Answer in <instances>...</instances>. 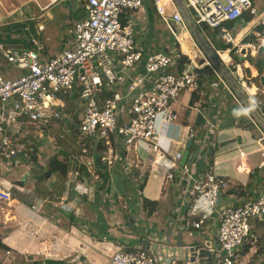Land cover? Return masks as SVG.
<instances>
[{"label": "built area", "instance_id": "built-area-1", "mask_svg": "<svg viewBox=\"0 0 264 264\" xmlns=\"http://www.w3.org/2000/svg\"><path fill=\"white\" fill-rule=\"evenodd\" d=\"M145 1L83 0L84 17L67 31L68 48L45 59L41 58L44 46L35 37L30 39L32 50H16L0 43L1 59L21 72L14 79L0 75V161L34 159L37 148L32 139L42 140L45 134L50 135L56 120L65 121L64 133L69 134L73 126L76 134L84 139L80 144L83 153H88L87 143L93 145L92 153L99 155L106 172L117 163L133 182L139 179L134 174L137 166L133 159L121 158V151L127 155L130 149H141L149 161L168 160L165 184L179 189L178 197L186 208L184 229L200 232L214 227L216 246L206 249L221 264H238L239 252L253 238V223L264 222V185L254 199L219 206L222 196L235 186L216 172L214 164L206 163L210 153L213 154V134L223 127L211 104L207 106L202 98L208 95L204 90L207 86L215 95L224 94L226 103L232 101L237 111L234 119L247 120L257 131V154L264 157V88L248 93L245 86L254 84L244 82L241 65H235V72L229 69L233 55L244 61L248 56L253 57L261 46L264 50V39L259 33L254 36L260 46L243 43V39L235 43L232 35L244 15L255 16L257 12L251 0H149L167 29L166 36L173 40L171 45L163 43L162 47L156 46L150 51L140 45L147 35L134 19ZM169 3L176 12L175 17L164 14ZM227 23L233 26L228 28ZM258 25L264 27V17ZM191 29L196 33L193 37H200L208 46L213 59L200 51ZM204 29L217 31L227 45L226 50L215 49ZM158 33L161 43L165 37ZM178 34L190 37L191 45L202 55V64L196 66L182 52ZM222 53L230 58L229 63L221 58ZM183 56L188 58V63L179 70ZM205 68L214 82L203 81ZM184 92L190 93V99L196 93L198 99L187 108L192 119L181 123L174 105ZM73 97L82 103L80 107ZM64 102L73 104L68 116ZM198 116L201 117L199 126L196 125ZM165 127H173L175 135L168 140L176 147L175 151L171 149L173 146L161 144ZM177 135L180 139H176ZM188 141L192 144L181 166ZM100 143L106 145V150H97ZM237 155L239 160L247 159V153L240 148ZM257 168L263 171L264 161ZM10 198L9 190H0V200ZM106 264L165 263L153 250L118 248ZM169 264L188 263L174 258Z\"/></svg>", "mask_w": 264, "mask_h": 264}, {"label": "crops", "instance_id": "crops-1", "mask_svg": "<svg viewBox=\"0 0 264 264\" xmlns=\"http://www.w3.org/2000/svg\"><path fill=\"white\" fill-rule=\"evenodd\" d=\"M251 1L257 13L264 11V9L257 10L254 0ZM148 3L149 0H146L144 8ZM52 7L57 9L59 27L61 29L66 27L61 32L64 35L74 22L84 17L81 0L50 1L44 6L37 5L39 10L37 16L30 12L18 21L7 23L6 25L10 26V29L3 30L1 33L16 34L15 32L20 29L30 33L32 28L25 23L37 20L39 17L44 19L42 16ZM254 17L246 24L238 23L235 26V31H233L234 35L236 36L243 27L250 24ZM22 26L23 28H21ZM255 27L256 23L250 26L246 35L241 39L252 34ZM31 33L28 35V40L32 47L26 50L33 49L30 39L35 36ZM156 33L157 31L152 35L146 33L150 40L145 39L144 43L147 41V44L152 42L153 46L156 45L159 42ZM47 39L49 40V38ZM1 41L0 43L5 42ZM66 43L64 46L58 45L51 51L44 49L41 58H48L68 48V36ZM240 65L242 70L245 64ZM4 66L5 62L0 57V71ZM205 92L208 93L207 99L202 98V100L207 101L206 105L207 103L211 104L212 110L221 120V127L223 128L220 130L221 139L218 144L223 146L227 143L225 141L234 136L232 135L233 131L229 128L236 125L234 118L237 111L233 110L235 107L231 103H226L228 99L225 98L224 94L215 95L210 90ZM189 105L190 93H185L183 98L174 105V108L180 113L181 123H186L192 119L191 113L187 109ZM69 113H66V116ZM64 123L65 121L62 120L54 121L50 133L59 129L64 131ZM69 131L71 134H76L72 126ZM173 132V127L163 128L164 138L161 139V144L163 147L173 146L171 149L175 151L176 147L170 145L168 140L172 137ZM178 138L180 139L177 135L176 139ZM230 142L228 141V143ZM254 145L256 149L252 148L245 152L247 153L248 167L244 165V160H241L245 170L238 171L237 169L240 179L242 180L244 177L243 185L232 180L227 176L228 173L222 170L224 168L222 159L218 162H212L217 168L216 172L225 176L232 182V186H235L222 196L219 203L220 207L254 199L263 189V185L260 183L264 180V170L259 171L257 167L264 161V157L257 154L259 145L256 143ZM64 147H67V144ZM61 153L59 152V155H62L61 158L56 154H49L50 157L47 158V161L44 160L46 169L42 173L29 172L26 169L29 161L24 159H22V163L19 161H0V190H9L11 193L9 201L0 200V247H2L0 248V264H45L47 261L58 264H106L110 255L118 248H141L144 239L150 245L146 250H153L151 245L154 244L157 247L169 248H191L200 245L205 248L216 246L214 227L206 228L200 232L184 229L183 220L186 208L178 197L179 189L175 185L165 184L164 173L170 165L168 160L151 159L149 161L147 157L146 163H142L141 166L136 164L135 177L143 176V179L145 178L144 183L142 180L141 186L138 181L133 182L128 179V176L121 171L116 163L114 168L109 173L107 172L109 175L108 190L99 191L100 181L94 175L95 169L93 161L90 162V157L68 155L64 149ZM125 156L131 160L130 154L124 153ZM254 156H259L258 160ZM38 157L39 151L37 150V155L30 161H36ZM213 157V154L210 153L209 159L211 161ZM52 158L66 163L67 173L65 175L53 173L44 176L47 172L48 162ZM237 160L239 161L238 158ZM75 163H78L77 167L82 165L86 168L90 174L89 179L84 176L79 178ZM156 163L157 167L155 166ZM20 164H24L23 170H18L19 167L16 168L15 166ZM153 167L154 169L149 170ZM18 171L22 172L19 173ZM256 172H258V177ZM252 187L253 189H251ZM137 189L140 197H136L132 193ZM235 190L244 194L237 195L236 192H232ZM143 200L157 203L155 212L150 216H147L146 210L143 209ZM252 235L253 238L239 252L238 264H264L263 249H260L262 251L256 255L257 251H260L257 250L260 246L258 241L264 242V222L253 223ZM245 246L249 247L248 252L241 254ZM263 246L264 243H261V247ZM167 254L170 255L169 252Z\"/></svg>", "mask_w": 264, "mask_h": 264}, {"label": "rangeland", "instance_id": "rangeland-1", "mask_svg": "<svg viewBox=\"0 0 264 264\" xmlns=\"http://www.w3.org/2000/svg\"><path fill=\"white\" fill-rule=\"evenodd\" d=\"M50 1L55 2L56 0H0V39L2 41H5L3 44L6 46H9L11 48H14L16 50H26L31 48L32 46H30L29 44V40H28V35H30V33L32 32L33 35L36 37V39L44 46V49H50L53 50L55 47H57L58 45L60 46H64L66 45V39H67V32L64 35L63 32L64 29H61V27H59V21H58V14H57V9L56 8H51L49 9L47 12L44 13V15L42 16L41 19L40 17L37 18V20H32L31 22L25 23L28 26H30L32 28L31 32L29 33L28 31H25L24 29H20L17 32H15L16 34H10L8 35L7 33H1L3 32V30H8L10 29V26H7V23H11V22H15L20 20L21 18H23L24 15L30 14V12H33L34 15L39 13V10L37 9V5L39 4L40 6H44L48 3H50ZM83 2V0H81ZM254 4L256 5V9L257 10H262L264 9V0H254ZM22 12V14H21ZM164 14L168 17V15L170 14V8L167 5V8L164 11ZM37 16V15H36ZM245 16V15H244ZM256 16V15H255ZM25 17V16H24ZM134 19L136 20V22L138 24H140V28L145 30L147 34L152 35L154 34L155 31H157V33L163 37H165L161 43L157 42V44L155 46H153L152 42H149L147 44L144 43V41L140 42V45L143 47H146L148 50H154L156 49V46L158 47H162V45L166 44V45H171L173 40L171 41V38L166 36V27L164 26V24L160 21L159 17L156 15L150 1L148 3V5L144 8H142L141 10H139L135 15H134ZM17 23V22H16ZM30 23V24H29ZM23 28V26L21 27ZM68 30V29H66ZM192 31H190V34L192 35L193 40L195 41V43L198 45H200V51L202 53L205 54V52L211 57V59H213L211 53L208 50V46L205 45V43L203 42V40L200 37H193V33L196 35L195 31L193 29H191ZM5 32V31H4ZM204 32L206 35L210 36L211 32L209 29H204ZM245 32V29H241L236 37H242L243 33ZM31 33V34H32ZM62 34V35H61ZM232 35H234V32H232ZM9 36V37H7ZM63 36V39H62ZM159 36V38H160ZM46 38H49V40ZM262 39H264V36L261 37ZM147 40H150L149 37L147 38ZM186 39L188 40V42L190 43L189 47H193L191 45L192 41L190 39V37H188V35L186 36ZM7 42V44H5ZM164 43V44H163ZM198 45V46H199ZM260 46V42L259 40H256L255 46ZM176 47H178V43H176ZM190 47V48H191ZM194 50V52L196 53V48H191ZM198 51V50H197ZM264 51V50H263ZM199 52V51H198ZM258 54V50L255 51L254 54H252L253 57H256V55ZM202 57V55H200ZM249 57V56H248ZM188 59V58H187ZM245 59V58H244ZM199 66L200 64H196V66ZM235 61L233 59H231V64L229 65V69L230 71L235 72ZM203 73V78H204V82L211 80V82L213 81V78L208 70V68H205L204 70H202ZM0 75L4 78V79H14L17 78L21 75V72L18 71L14 66H12L11 64H6L3 69H1L0 71ZM243 77H245L244 73L242 74ZM244 82H246L245 79H243ZM256 81H254V79L250 76V80L248 82H246L247 84L252 83L255 84ZM205 91L210 90L209 87H204ZM185 93L188 92H184L182 94H180L178 100L183 98V95H185ZM261 98L263 99V97L261 96ZM73 100L76 103V106L80 107V105L82 104L79 100H77L76 97H73ZM232 104V101H231ZM64 112L65 114L69 112V110L71 109V106H73V104L71 103H66L64 102ZM232 107V106H231ZM64 122V121H63ZM62 126V125H61ZM73 127V126H72ZM64 128V127H63ZM59 129V128H58ZM70 129V128H69ZM227 129V128H225ZM229 129H231L232 132V136L231 139H229L228 141H231L230 143H228V141L226 144H224L223 146H221L220 144H218V141L221 139L220 136V130L221 128H219V130L214 134L212 137V140L214 142V147H213V160L209 161V158L206 160V163H210L212 164V162H218L219 160H223L224 164L222 170L226 173H228V177H230L232 180H235L236 182H238L239 184L243 185L244 184V177H242V180L240 179V175L237 174V169L238 171H244L245 169H243L244 167H242V163L241 160H237L238 158V149H242L244 152L248 151L249 149H256V146L254 145L255 140L258 137V133L257 131L248 123L247 120L243 119H238L236 120V125H232ZM71 134V133H69ZM67 133L63 132V129L60 131L57 130L56 132H51L50 135L45 134L43 139H32L33 142H35L36 144V148L39 151V157L36 159V161H29L27 162V170L29 172L35 171V172H44V170L46 169V162L44 160L47 161V158L50 157L49 154H56L59 156V158H61L59 155L62 154L61 152L63 151V149L65 150V152H67L68 155H73V156H85L87 158H89V154L83 153L81 151V142L84 140L83 138L79 137L77 134L72 133L71 135H69ZM67 140V142H66ZM65 144H67V147H64ZM197 145V144H196ZM248 146V147H247ZM128 154L131 155V159H133L132 161L141 166L142 163H146L147 161V154L141 150V149H130L128 151ZM136 154L137 159H134V155ZM258 157L259 156H254ZM253 157V158H254ZM90 159V158H89ZM88 159V161H89ZM20 163H22V158H19L18 160ZM156 161V160H155ZM157 161H159V159H157ZM244 165L246 167H248V163L246 162V160H244ZM78 163H75V168L78 169ZM16 168L17 167H21L20 169L18 168V170H23L24 164H20L15 165ZM155 166L157 167V163L155 164ZM154 166V167H155ZM150 168L149 170L154 169ZM19 173H21L22 171H18ZM166 172L164 173L165 176ZM256 176L258 175V172L255 173ZM145 175V174H144ZM258 177V176H257ZM128 179H130L128 177ZM142 180H143V176L139 177L138 179V184L141 186L142 185ZM259 183V182H258ZM264 182L260 183L261 185ZM134 184V183H133ZM178 189V188H177ZM253 189V187L251 188ZM239 191V190H238ZM236 192L239 193V192ZM136 192V193H135ZM133 191L132 193L134 194V196L136 197H140V194H138V189L136 191ZM238 195V194H237ZM131 196V194H130ZM260 242V246H256L257 250L259 249H263L264 252V246L261 247V243L263 244L264 242L258 241V243ZM258 245V244H257ZM262 251V250H260Z\"/></svg>", "mask_w": 264, "mask_h": 264}, {"label": "trees", "instance_id": "trees-1", "mask_svg": "<svg viewBox=\"0 0 264 264\" xmlns=\"http://www.w3.org/2000/svg\"><path fill=\"white\" fill-rule=\"evenodd\" d=\"M252 17L253 16H251V15H245L238 22L241 25L246 24L251 20ZM225 26H227L228 28H231L233 26V23H227V24H225ZM254 33H259L260 36H264V27H262L261 25L256 26L252 30V34H249L248 36H246L242 42L243 43H250V44L256 43V38L254 36ZM209 38H210V41H211V43L215 49L220 50V51L226 50L227 45L221 40L220 34L217 31L211 32V35L209 36ZM233 60L235 61V64H242V65L245 64V66L243 65V67H242V71L245 75L244 79L246 80V82H248L250 80L251 72H252V77L253 78L255 77L254 81H256V82L258 81L259 77L264 74V51L259 52L256 55V57L249 56L244 61H241V62H240V59H238L236 56L233 55ZM186 63H188V59L183 56L179 62V64H180L179 70H182L184 68V64H186ZM204 98L207 99L206 97H204ZM197 99H198L197 94L192 93L191 99H190V104H192ZM233 110L236 111V108H234ZM92 146L88 143L85 145V150H87V152L89 154H91V157H93ZM106 148H107L106 145H104L103 143H100L97 147V150L103 151V150H106ZM119 155L121 158H124V152L121 151L119 153ZM94 169H95L94 175L100 181L99 191H107L108 190V183H109V175L105 171L104 167L102 166L100 157H98L97 166L94 167ZM53 173H59V174L65 175L67 173L66 163L58 161L56 158H52L48 162L47 172L44 174V176L46 177L47 175H50ZM78 173H79V178H81L82 176L86 177L87 179L90 178V174L88 173L86 168L82 165H80L78 167ZM144 181H145V178L143 179V183H144ZM232 192H237V190L232 191ZM237 194L243 195L244 193L240 191ZM142 206H143V209L146 210L147 216H150L153 212H155L156 207H157V203L153 202V201L143 200ZM0 248H2V247H0ZM248 249H249V247L245 246L244 249L242 250L241 254H246L248 252ZM127 250H132V249H127ZM260 252L261 251H257L256 255L260 254ZM34 264H36V263H34ZM45 264H58V263L47 261V262H45Z\"/></svg>", "mask_w": 264, "mask_h": 264}, {"label": "water", "instance_id": "water-1", "mask_svg": "<svg viewBox=\"0 0 264 264\" xmlns=\"http://www.w3.org/2000/svg\"><path fill=\"white\" fill-rule=\"evenodd\" d=\"M263 51V47L261 46L259 48L258 52ZM257 86L259 88H264V74L261 75L257 81ZM201 121V117L198 116L196 125L199 126ZM192 142L188 141L185 149L183 151V155L180 161V165L183 166L185 164V161L188 157V152L191 147ZM99 155L97 153H93L92 161L94 167L97 166V159ZM150 247L147 240H142L141 248L142 249H148ZM151 248L161 257V260L165 264H169L171 259L176 258L179 261H184L188 264H221L218 262V259L215 258L214 254H212L210 251H208L203 246H195L191 248H183V247H157L156 244L151 245ZM170 253L168 255L167 253Z\"/></svg>", "mask_w": 264, "mask_h": 264}, {"label": "bare ground", "instance_id": "bare-ground-1", "mask_svg": "<svg viewBox=\"0 0 264 264\" xmlns=\"http://www.w3.org/2000/svg\"><path fill=\"white\" fill-rule=\"evenodd\" d=\"M169 8H170V14L168 15L169 18L171 17H175L176 16V12L175 10L173 9V6L169 3L168 4ZM262 17H264V11L262 12H259L257 13V15L254 17V19L250 22V24L246 25L245 27H243V29H245V32L243 33L242 37L244 35H246V33L248 32L249 28L251 25H254L255 23H257ZM178 39H179V42H180V46H181V50L183 53H185L186 55L190 56L194 63H198V64H202L203 63V58L200 56L201 54L196 50V53L194 52L193 47H189L190 43L188 42V40L186 39V36L181 34L179 35L178 34ZM242 37H236L235 38V43L238 42ZM263 46H264V40H263ZM242 53V56L245 55L244 51H241ZM221 58L226 62V63H229L230 61V58L227 56L226 53H222L221 54ZM246 87V91L250 94H254L256 93V90L258 89H262V88H259L257 86V82H255L254 85H250V86H245Z\"/></svg>", "mask_w": 264, "mask_h": 264}]
</instances>
